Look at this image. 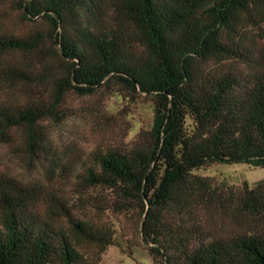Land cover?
Returning <instances> with one entry per match:
<instances>
[{"label":"trees","instance_id":"obj_1","mask_svg":"<svg viewBox=\"0 0 264 264\" xmlns=\"http://www.w3.org/2000/svg\"><path fill=\"white\" fill-rule=\"evenodd\" d=\"M14 8L29 27L0 30V141L47 173H74L100 213L130 217L153 264H264V179L232 185L195 173L264 168V0ZM14 90L21 97H2ZM97 92L149 101L152 123L75 159L49 124L69 117L71 96ZM116 233L112 220L76 215L42 185L0 170V264H100L121 246Z\"/></svg>","mask_w":264,"mask_h":264},{"label":"rangeland","instance_id":"obj_2","mask_svg":"<svg viewBox=\"0 0 264 264\" xmlns=\"http://www.w3.org/2000/svg\"><path fill=\"white\" fill-rule=\"evenodd\" d=\"M28 27L29 24L21 19L18 10L14 8V0H0L1 31L19 34ZM9 94H3L2 97H21L19 90ZM71 105L73 108L69 117L60 123L49 124V128L54 142L75 159H82L96 147L125 144L133 140L141 130L150 127L153 118V108L149 101L141 98L129 102L117 92L71 96ZM44 163L46 165L47 161L43 160ZM0 170L24 182L42 185L46 192L70 205L76 215L112 220L117 228L116 238L121 246L110 245L100 264H153L133 220L128 216L115 218L110 211L100 213L93 207L95 190H84L74 179V173L71 175L59 169L47 173L44 165L38 164L36 158H29L17 147L1 141ZM195 173L217 182L226 180L232 185H240L244 181L253 185L256 181L264 179L263 167L245 163L214 164L197 169ZM120 227L122 229L118 230ZM127 246L131 248V256L123 252L127 250L123 249Z\"/></svg>","mask_w":264,"mask_h":264}]
</instances>
